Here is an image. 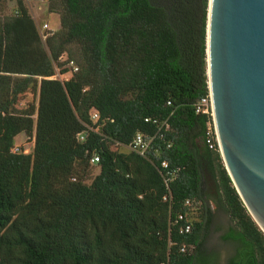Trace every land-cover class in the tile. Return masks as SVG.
<instances>
[{"label":"trees","instance_id":"1","mask_svg":"<svg viewBox=\"0 0 264 264\" xmlns=\"http://www.w3.org/2000/svg\"><path fill=\"white\" fill-rule=\"evenodd\" d=\"M14 1L0 15V264H194L179 245L194 246L211 215L204 159L233 222L229 264H264V232L207 142L211 115L195 112L209 93L208 0H42L60 22L44 38ZM62 53L78 70L49 78ZM28 91L36 102L17 108ZM86 125L96 130L79 142ZM138 132L152 137L145 154L126 147ZM20 133L33 140L28 153L11 151ZM161 160L174 170L168 187Z\"/></svg>","mask_w":264,"mask_h":264},{"label":"water","instance_id":"2","mask_svg":"<svg viewBox=\"0 0 264 264\" xmlns=\"http://www.w3.org/2000/svg\"><path fill=\"white\" fill-rule=\"evenodd\" d=\"M206 65L224 166L264 232V0H208Z\"/></svg>","mask_w":264,"mask_h":264},{"label":"rangeland","instance_id":"3","mask_svg":"<svg viewBox=\"0 0 264 264\" xmlns=\"http://www.w3.org/2000/svg\"><path fill=\"white\" fill-rule=\"evenodd\" d=\"M25 4L35 20V23L38 27L39 32L41 31V24L46 22L48 24L50 32L56 30L60 26L58 14L48 12L47 10V2L42 0H25ZM15 8L14 0H2V4L0 6V15H9L12 14ZM47 31V32H48ZM62 66H58L55 69V77L59 79H65V77H70L69 74L62 75L59 73L58 69H61ZM35 101V96L28 91L20 96L16 103V107L22 109L26 107L28 103ZM14 144L18 145L21 149L26 148L29 152L33 147V140L28 138V136L24 133L18 134L15 137ZM98 172V167L96 165L90 166L89 169V178L86 180L90 181L92 176H94ZM202 178H203V186H204V198L206 204L210 208L211 212V223L208 227V243L209 245L215 247L219 250V256L221 264H226L225 259L230 251L233 248L232 243L227 242L223 243L220 241V234L223 233L228 227L233 225L228 213L226 212L223 204L221 203V191L216 183L215 178L212 175V171L210 168V164L207 160H203L202 164ZM192 218L195 220L199 219V211L196 209L192 211Z\"/></svg>","mask_w":264,"mask_h":264},{"label":"built area","instance_id":"4","mask_svg":"<svg viewBox=\"0 0 264 264\" xmlns=\"http://www.w3.org/2000/svg\"><path fill=\"white\" fill-rule=\"evenodd\" d=\"M41 31H40V35L44 38L47 35V31L49 30L48 24L46 22H43L41 24ZM58 61L60 63H63L62 67H66L67 71L62 73V75H66L69 74L71 75L73 72L78 70V66L75 63L74 60L69 59L67 54L62 53L59 56ZM49 78H56L55 75L49 76ZM69 77H65V79H68ZM168 103H170L168 101ZM195 112H201V113H207L211 115V119H212V110H211V98H210V94L208 93L207 95L199 98L196 103H195ZM91 118L92 120H96L98 118V114L96 111H92L91 114ZM145 121H149V118H145ZM152 122L156 123L158 125V131L160 130H165L167 128H169L168 123L166 121H157L156 119H152ZM89 130H96V128L86 125L85 128L78 132L76 134V139L77 141L81 142L86 133ZM206 134L208 135L207 138V142L209 143L210 147L213 146V139L217 142V136H216V132H215V128H214V124H213V119L211 122H208L207 124V132ZM161 136V135H160ZM151 140L152 137H146L144 136L142 133L138 132L135 134V136L133 137L132 141L130 143H128L126 145V147L128 149L137 151L140 154H145L151 147ZM218 145V143H217ZM219 147V146H218ZM11 151L12 152H22V153H28L29 150L26 148L21 149L18 145L14 144L11 147ZM99 161V155L98 153H96L95 151H93L91 153V156L89 158V163L91 165H96ZM160 168L163 170V175H164V183L166 184V186L168 185V181L171 178V176L174 173V170L169 169L168 166V162L166 160H161L160 161ZM168 187V186H167ZM163 199H166V196L163 197ZM184 204L186 206H190L191 202L189 199H186L184 201ZM178 220H183V223L180 224L179 226V231L181 233H188L191 230V222L189 219L185 218V213H181L178 215V218L176 219V221ZM193 245L191 243H187V242H182L179 245V252L181 253H189L190 251H192ZM160 264H179L171 259H166L165 261L161 262Z\"/></svg>","mask_w":264,"mask_h":264},{"label":"flooded vegetation","instance_id":"5","mask_svg":"<svg viewBox=\"0 0 264 264\" xmlns=\"http://www.w3.org/2000/svg\"><path fill=\"white\" fill-rule=\"evenodd\" d=\"M211 223V215L207 222L205 223L201 234L199 236V239L197 243L192 248V255H193V263L194 264H221L220 256H219V250H217L215 247L209 245L208 243V227ZM229 229V227L220 234V241L223 243L229 242L228 240L223 239V235L226 233V231ZM233 253V248L230 249L228 252L225 262L226 264H229V258L231 257Z\"/></svg>","mask_w":264,"mask_h":264},{"label":"crops","instance_id":"6","mask_svg":"<svg viewBox=\"0 0 264 264\" xmlns=\"http://www.w3.org/2000/svg\"><path fill=\"white\" fill-rule=\"evenodd\" d=\"M18 136V135H17Z\"/></svg>","mask_w":264,"mask_h":264}]
</instances>
